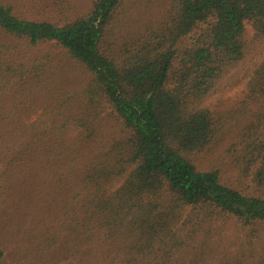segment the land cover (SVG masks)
<instances>
[{
  "label": "trees",
  "instance_id": "16d2710c",
  "mask_svg": "<svg viewBox=\"0 0 264 264\" xmlns=\"http://www.w3.org/2000/svg\"><path fill=\"white\" fill-rule=\"evenodd\" d=\"M145 1L160 19L128 0L31 1L57 19L0 0V232L66 230L75 254L102 235L122 264H264V0Z\"/></svg>",
  "mask_w": 264,
  "mask_h": 264
},
{
  "label": "rangeland",
  "instance_id": "374dc122",
  "mask_svg": "<svg viewBox=\"0 0 264 264\" xmlns=\"http://www.w3.org/2000/svg\"><path fill=\"white\" fill-rule=\"evenodd\" d=\"M19 1V0H18ZM32 0H20L18 7L22 10L24 15L36 17L38 14H46L47 16H52V19H57L61 17L59 11L55 9L53 6L51 9H40L42 6H35L33 7ZM53 1V0H52ZM140 0H128L129 7H132L135 4V8L131 11L134 13L135 9L139 8L140 6L148 7L147 2L145 1L141 5H136ZM76 4H78L82 12L86 10V6L91 4V0H74ZM62 6H66V4H62ZM162 8L156 5H153V8H145V14L142 15L145 17L146 20L150 19L151 16L153 19H157L161 17ZM123 23L132 28L134 20L131 16L129 20L128 17L123 18ZM145 23H141L140 25L143 26ZM116 35L122 37L126 35L125 27L121 24H118L116 27ZM118 45L117 47H120ZM236 86V85H235ZM225 89V88H224ZM223 89V90H224ZM227 90L224 94V101L227 103L233 102L236 99H241L243 97L242 91H240V86L238 85L234 89H225ZM220 92L215 93L218 95ZM222 157V156H221ZM220 161V157L218 156V149L213 151H206L198 156V160L200 164L206 163V165H215L216 161ZM226 162L227 159L225 158ZM198 162V163H199ZM218 163V162H217ZM228 164V162H227ZM222 165L218 163V166L222 167L226 174H224L225 179H235L238 176L236 175V170L230 165ZM209 166V167H210ZM244 179H239L235 184L241 185ZM246 181V180H245ZM15 220V221H14ZM18 221L17 218H12V222ZM26 225H8L7 230H2L0 232V246L6 250V255L4 259V264H83L84 262L89 259V255L87 253L95 254L93 257V261L90 264H122L123 257L122 255L117 254V249L114 248H105L106 244L109 243L108 239H104L101 235L100 239L97 241L88 243L84 242L81 245V250L79 253L75 254V248L72 249L71 252H64L63 250V241L65 240V231L61 237L57 238L56 241L50 245L49 243V236L53 232L51 228H42L38 226L37 223L33 222H24ZM41 229V230H38ZM64 239V240H63ZM241 240L237 236H233L230 238L229 241L225 240V244L223 246L229 251V256L235 255L239 250L242 249ZM236 242V243H234ZM73 243V241L71 242ZM198 255H201V250H198ZM193 257L192 254H186L184 256L185 261L189 263L191 258ZM183 260V259H182ZM184 261V260H183ZM182 263V261H179Z\"/></svg>",
  "mask_w": 264,
  "mask_h": 264
}]
</instances>
